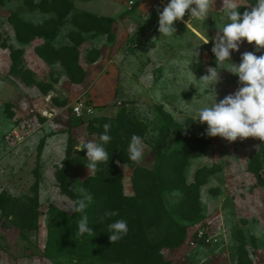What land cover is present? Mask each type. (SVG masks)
<instances>
[{
	"label": "rangeland",
	"instance_id": "obj_1",
	"mask_svg": "<svg viewBox=\"0 0 264 264\" xmlns=\"http://www.w3.org/2000/svg\"><path fill=\"white\" fill-rule=\"evenodd\" d=\"M166 3L0 0V264H264V142L207 137L195 122V109L213 99L198 81L216 67L222 0L204 22L186 12L172 37L158 31ZM254 47L243 42L232 61ZM196 48L198 63L189 65ZM217 70L218 101L237 89L238 77L224 64ZM79 100L94 113L75 116ZM105 123L109 161L91 172L77 146L99 142ZM132 135L146 145L138 162L128 159ZM136 167L153 176L140 192ZM75 186L93 196V236L77 234L80 214L67 199L77 196ZM52 210L75 238L50 239ZM110 210L119 215L107 220ZM117 219L129 231L111 243L107 225Z\"/></svg>",
	"mask_w": 264,
	"mask_h": 264
},
{
	"label": "clouds",
	"instance_id": "obj_2",
	"mask_svg": "<svg viewBox=\"0 0 264 264\" xmlns=\"http://www.w3.org/2000/svg\"><path fill=\"white\" fill-rule=\"evenodd\" d=\"M213 3L214 0H167L163 9H158L159 33L167 37L176 35L174 24L181 21L186 12L189 20L204 22ZM222 8L225 9L226 22L212 38L211 53L215 57L216 67L208 66L206 74L198 81L213 99L210 103L202 101L201 106L195 109V122L207 126L204 131L207 137H220L229 142L251 137L264 142V52L257 55V52L264 49V0H255L243 13L240 12V0H222ZM204 39V44H208L207 35ZM245 41L249 45L254 44V50L241 53L239 63L233 62L232 53L239 52ZM197 49L192 52L189 65L198 63L200 52ZM221 64L225 65V70L238 77V87L217 101L216 86L220 83V71L217 69ZM186 107L192 110L190 103H186ZM111 128V123L103 125L99 142L88 139L78 144L77 150L86 153L84 161L87 162L85 166L88 171L96 172L100 164L109 161L105 145L112 140ZM145 147L140 136L132 135L127 148L128 159L132 162L142 160ZM71 189L77 192V196L75 199L67 198L68 207L71 213L80 214L77 234L81 237L93 236L95 232L87 214V209L93 203V196L82 186ZM118 215V211L110 210L104 213V218L111 220ZM107 228L111 243L120 241L129 231L128 222L124 219L108 223ZM254 234L259 236L261 233L257 230Z\"/></svg>",
	"mask_w": 264,
	"mask_h": 264
},
{
	"label": "trees",
	"instance_id": "obj_3",
	"mask_svg": "<svg viewBox=\"0 0 264 264\" xmlns=\"http://www.w3.org/2000/svg\"><path fill=\"white\" fill-rule=\"evenodd\" d=\"M247 8L246 7H241L240 8V12L243 13V11H245ZM96 21L100 22V23H104L106 22L105 19H101L98 17H95ZM127 120H124L125 126L124 129H127L130 127V125L126 122ZM103 122V121H101ZM94 124L92 125V131H96V129L93 127ZM122 129V131L124 130ZM131 130V129H130ZM128 141H125V143H127ZM97 173V171H96ZM255 173L259 174L257 170H255ZM177 174V172L175 171L172 175L175 176ZM135 178L134 179V185L136 186V189L138 192H140L142 190V183H146L152 180L153 176L152 173L150 171H148L147 169L141 168V167H136L135 169ZM88 182L92 185L99 183L98 180L95 179V177H91L88 179ZM72 196L74 197V195L72 194ZM76 198V197H75ZM74 198V199H75ZM109 201V197H105L103 203L106 205L107 202ZM52 214H50V230H49V237L50 239L53 240H67V239H71V238H75V235L73 233H71V227L69 228V221L68 219H64L63 217L59 216L57 217L55 215V211L52 210L51 212ZM56 216V217H55ZM85 246H80L79 248V253L78 255L80 257H83L84 254H86V250H85Z\"/></svg>",
	"mask_w": 264,
	"mask_h": 264
},
{
	"label": "built area",
	"instance_id": "obj_4",
	"mask_svg": "<svg viewBox=\"0 0 264 264\" xmlns=\"http://www.w3.org/2000/svg\"><path fill=\"white\" fill-rule=\"evenodd\" d=\"M72 111L77 117L90 116L94 113L93 107L89 106L84 100L76 101L72 107Z\"/></svg>",
	"mask_w": 264,
	"mask_h": 264
}]
</instances>
